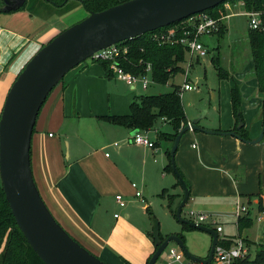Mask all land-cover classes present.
Wrapping results in <instances>:
<instances>
[{
	"label": "crops",
	"instance_id": "0c3cea01",
	"mask_svg": "<svg viewBox=\"0 0 264 264\" xmlns=\"http://www.w3.org/2000/svg\"><path fill=\"white\" fill-rule=\"evenodd\" d=\"M38 2L40 0H36L37 7H42ZM22 11L27 12L28 17L21 16ZM35 12L40 15V11ZM34 15L28 10L0 14V18L6 16L5 23L10 26L0 24V111L9 87L24 64L61 31L52 26L42 32V36L30 38L33 22L36 21ZM28 26L32 29L22 33ZM191 80L194 82L197 79ZM135 88L115 78L99 62L80 63L70 69L49 94L45 119L41 120L31 138V143L33 140L37 148L36 151L31 150V162L34 160L32 173L34 178L36 176L35 182L38 180L41 183L47 207L52 209L61 225L69 232H76L74 235L91 247L97 257H105L112 264H145L155 250L152 230L148 226L143 230L134 226L133 205H129L133 200L128 198L131 194L142 203L139 208L148 213L151 212L148 195L164 189L166 193L175 195L171 203L176 204L183 195L177 189L174 173L173 182L165 170L167 150L173 141L169 135H159V132H173L168 122L159 118L162 128L156 127L155 122L151 129L141 131L154 143L152 147H147L131 141L134 130L102 118L105 115L129 114L131 101L140 95ZM258 98V106H261L259 93ZM242 104L247 140H254L263 121L256 113L258 106L252 109L244 102ZM219 110L218 121L202 124L196 120L197 125L209 130L234 131L230 90L225 105ZM204 112L207 113L208 109ZM186 118L188 122L192 121L188 115ZM56 119L55 126L61 131L59 138L54 133H46ZM151 133L154 135H149ZM174 157L176 167L188 183L186 203L191 201L194 211L208 214L207 209H214L216 204L213 198L229 196L233 202L237 197V201L233 202L236 205L244 193L254 194L249 200L257 207L260 197L264 207V137L251 143L229 134L188 130L182 134ZM235 171L236 176L230 177L229 173ZM242 176L252 179L253 185L251 182L240 188L238 184ZM168 183L172 192L167 190ZM232 184L236 192L231 189ZM136 191H140V196L135 195ZM116 195L124 199L123 206L116 201ZM240 214L237 218L233 217L237 223V238L247 243L240 235L239 226H249L251 218H241ZM162 256L161 264H164L169 256Z\"/></svg>",
	"mask_w": 264,
	"mask_h": 264
},
{
	"label": "water",
	"instance_id": "95a60500",
	"mask_svg": "<svg viewBox=\"0 0 264 264\" xmlns=\"http://www.w3.org/2000/svg\"><path fill=\"white\" fill-rule=\"evenodd\" d=\"M6 10H16L26 0H4ZM227 0H127L88 15L63 29L43 44L24 64L9 87L0 111V181L12 215L29 245L45 264H107L74 240L57 222L42 199L33 178L30 147L37 115L53 87L73 67L93 52L134 38L189 16L213 8ZM243 123L239 121V129ZM200 130L206 133L233 135L235 131L203 129L192 120L177 132L169 149L170 164L183 190L175 209L181 223L206 232L211 237L205 257L192 254L176 234L160 237L159 223L152 217L151 236L156 249L146 264H155L170 241L186 258L209 264L218 234L215 229L181 216L189 197V187L175 164V152L183 133ZM138 130L133 131V135ZM264 135V123L256 143Z\"/></svg>",
	"mask_w": 264,
	"mask_h": 264
},
{
	"label": "rangeland",
	"instance_id": "374dc122",
	"mask_svg": "<svg viewBox=\"0 0 264 264\" xmlns=\"http://www.w3.org/2000/svg\"><path fill=\"white\" fill-rule=\"evenodd\" d=\"M226 2L230 6V8L224 6L225 15H229V16L223 18L224 29H225L223 30L224 31L223 36L219 37L215 34H211L202 37L204 47L207 50L206 55L200 57L199 60H195V58H193L192 66L189 68V73H188V81L190 83H193V81L191 80L192 78L197 79L196 80L197 88L194 90L184 91L181 94V101L185 114L188 115V117L191 118V120H200L202 124H209L213 120L218 121V118L220 116L219 108L220 106L225 105V100L226 97H228L230 87L234 86L235 84L239 86L242 92L241 111L243 110L244 107V105L242 104L243 102L247 107H251L252 109L255 108V106H258L259 98L257 92V85H256V79L252 71V60L250 56V48L247 39L248 22H247V17L241 14L242 12L245 11L244 7L242 6L243 2L241 0H233V1L228 0L225 1V3ZM28 4L29 3H27L26 6ZM38 5L39 6L41 5L42 7H37V4H35L33 7L28 8L29 9L28 11L31 12V14L33 15L35 14L34 17H36V21L33 22L34 23L33 29L32 27H29L30 26L29 25L28 26L29 29L26 28L21 31L22 33H27V30L29 32L32 29L31 34L29 36L30 38H36V37L38 38L42 36L44 34L42 32L48 30L49 28H52V26L62 31L63 29L71 26L72 24L84 19L88 15L86 9H84L82 4L77 0H69L66 3V5H64L63 7L53 6L43 0H40V2H38ZM42 8L45 9L43 10ZM35 11H40V15H38ZM20 15L21 16L23 15L24 17H28L27 12H23V11L20 12ZM0 19L2 20L0 21L1 25L8 26L5 23L6 16H2V18ZM212 57L218 58L219 65L222 68H224L226 71H228L229 76L227 78L218 77L217 71L215 69V65L211 61ZM89 62L91 61L89 59H86L81 64H85ZM181 66L184 69L187 68L185 62L181 63ZM184 81H185L184 73L177 72L173 77H171L168 80L166 84H156L155 82H152L149 84L147 88H142L140 86V83L137 82L135 91L140 95L165 93L171 91L174 86L183 84ZM4 88L5 86L2 87L3 90ZM49 94L51 95V92ZM49 94L37 115L35 130H37V128L39 127V123L41 122V120L45 119L46 116L45 104L50 98ZM257 108L258 109L256 110V113L258 115L260 114L261 106L259 105ZM207 109L208 112L205 113L204 111H206ZM221 112L224 111L221 109ZM244 120L245 119H243V122ZM56 122L57 119L51 122L50 129H46V133L47 132L54 133L56 134V137L59 138L61 131L56 128L55 126ZM155 126L162 128L163 124L160 120H157ZM149 135H154V134L151 133ZM64 147H65V143H64ZM32 149L33 151L34 150L36 151L37 149L35 148L33 140L31 143V150ZM31 165H33L32 168L34 169V160L31 162ZM168 174L170 177H172L171 179H173L174 182L175 178L173 176V173L169 172ZM236 174H237L236 171L234 173L231 172L229 173V176L233 177L236 176ZM239 177L240 175H238L237 178ZM243 177L244 176L241 177L240 179L241 181L238 184L240 188H242V186L244 185L251 184V182L253 185L252 179H250L247 176L244 178ZM130 180L132 181L133 179ZM170 183H168L167 185V187H169L167 188V190L169 192H172ZM36 185L42 199L44 200L45 204L48 205V203L45 201V193L41 188V183L38 180L36 182ZM177 185H178L177 186L178 191L183 192L181 186L179 184ZM231 189L234 192H236V189L233 184L231 186ZM160 193L161 192L158 191L157 193H153L147 196V199L150 202V211L152 212V214L148 213V211L145 209L142 210L139 208V206H141L142 203H140L137 197H133V194H131L129 197L127 196L130 200H133V202H130L129 205H133L132 209L134 211V226H136L140 230H143L142 229L143 227L145 228L148 226V229L152 230L153 221L151 217L153 215L154 216L153 218L159 223V232L162 236H165L166 234L169 235V234H174L175 232L182 231V234L185 236V240H186L185 244L189 252L200 257H205L208 253V249L211 242L210 235L206 232L197 229L184 230L182 228V224L176 219V217L171 213L169 209V206L172 210L176 209L178 203L177 204L171 203V205L168 206L169 200L167 195L161 197ZM253 196L254 194L249 195L247 193H244L240 195L238 199L239 205L244 206L246 210L244 213L241 212L240 217L251 218V224L249 226L240 224L241 225L240 235H242V237L247 240L248 243L247 245H249V254L251 255V257L254 256V253L258 249V245L260 244L261 238L264 233V212L259 210L257 205L253 204L249 200V198ZM213 199L215 200L216 203L215 207L214 209L211 208L207 209L209 213L206 215H208L211 219H214L218 224H220L223 227V231L219 233L220 236L224 235V236L237 238L239 236L237 231V223L235 218L233 220V217H236L233 211V207L235 206V203L233 202L237 201V197L236 200H234L233 202L231 200L232 198L229 196L223 198H213ZM187 208H191L192 210H195V208H193L191 205V201H189L183 207L181 216L190 221H198L196 217L189 216ZM49 210H51L52 213V209L50 207ZM118 212H119L118 214H120V211ZM112 213L113 211L109 213L110 217L112 216ZM58 222L62 224L59 220ZM198 222L202 224H206V226H209L211 228L216 227V225L212 223H206L204 221H198ZM63 228L69 232L67 228L65 227ZM69 233L76 240H78L82 244V246H84L88 251L95 254L91 247L84 244V242H81V239L76 235H74L76 234V232L70 230ZM168 246H175V243L170 241L168 243ZM164 254L167 255V251L164 250L162 255ZM162 255L156 261L155 264H161L162 257H164ZM101 258L100 259L106 262L107 264H112L110 261H107L105 257H101ZM174 264H181V263L176 262ZM209 264H213V263L211 262Z\"/></svg>",
	"mask_w": 264,
	"mask_h": 264
},
{
	"label": "trees",
	"instance_id": "16d2710c",
	"mask_svg": "<svg viewBox=\"0 0 264 264\" xmlns=\"http://www.w3.org/2000/svg\"><path fill=\"white\" fill-rule=\"evenodd\" d=\"M43 1L56 7H63L64 5H66V3L69 0H43ZM77 1H79L84 7V9H86V11L89 13L92 11L96 12L106 9L110 6L116 5L118 3L127 0H77ZM241 1L243 2V7L245 11L260 12V17L262 20V26L260 28L258 29L248 28L247 39L250 48V56L252 60V71L257 81V91L260 94V96H262L260 116L264 123V0H241ZM27 3L29 4L26 6ZM35 3L36 0H26L25 3L16 10L8 11L5 9V1L0 0V14L11 13L18 10H29L28 8L33 7ZM224 3L225 2L220 3L219 5L213 8H209L205 10L204 12L208 13L209 15L215 18L221 17L225 15ZM180 23L181 20L171 23L167 26L158 28L156 30L146 32L134 38L120 42V44H126L128 46V53L126 55V58L122 60V65L124 69L134 74H140V73L142 74L145 71L146 63H150L151 76L156 84H166L168 80L171 77H173L177 72H183L184 69L181 66V63H183L186 58L184 47L179 43L173 45H159L157 41L151 38V34L153 32L166 30L167 28L169 29L176 24L179 25ZM223 30L225 29H224V24L222 23L215 35L222 37L224 32ZM211 61L215 65V69L217 71V75L219 78H227L229 76L228 71H226L224 68H222L219 65L218 58L212 57ZM97 62H99L108 72L107 62L104 61H97ZM61 80L57 84H59ZM230 101H231L233 118L235 120V125L233 127V130L241 136L242 140H247L248 132L244 128V125L242 124L239 129L236 128V126L239 124V121L243 123V116L241 111L242 92L239 86L236 84L232 86V88L230 89ZM129 108H130L129 114L105 115L102 118L113 124L121 125L130 128L132 130H140V131L151 129L154 126L155 122L159 118H162L166 122H168L173 132L170 134H165L160 131L159 135H169V139L172 141L174 140L178 130L188 122L181 101L179 85L174 86L171 91L165 93L135 96V98L131 101ZM34 131H35V125L33 128V132ZM167 157H168V162L165 165V170L173 173L170 164L169 150H167ZM30 160H31V147H30ZM178 171L182 176V178L184 179V176L179 169ZM185 182L188 186L186 180ZM177 184H179L178 180H177ZM166 195L169 200L168 201V206H169L175 195L168 194L163 189V191L160 193V196L164 197ZM261 202L262 200L259 197L258 208L260 210H264V207L262 206ZM169 209L171 213L175 216V209L172 210L170 206ZM181 224L184 230L194 229L189 225H187L186 223H181ZM240 231H241V227L239 226V232ZM67 233L74 240H76L68 231ZM175 234L178 235L179 238H181L185 242V236L182 234V231L177 232ZM160 237L164 238L161 234ZM221 238L219 239L218 243H222L225 246H230L234 240L233 239L234 237H229V236H224L222 239ZM78 243L82 245L79 241ZM155 249H156V245H155ZM148 259L146 263L148 262ZM0 264H45L38 257V255L35 253L32 247L29 245L22 231L17 225L12 215L8 201L5 197V193L2 188L1 181H0ZM232 264H264V233L261 238V242L258 245V249L254 253L253 257H251V255L248 254L245 255L244 257L235 259L232 262Z\"/></svg>",
	"mask_w": 264,
	"mask_h": 264
},
{
	"label": "built area",
	"instance_id": "2783aa9c",
	"mask_svg": "<svg viewBox=\"0 0 264 264\" xmlns=\"http://www.w3.org/2000/svg\"><path fill=\"white\" fill-rule=\"evenodd\" d=\"M224 6L230 8L227 2L224 3ZM242 14L247 17L248 28L258 29L262 26L260 12L244 11ZM227 16L229 15H223L215 18L203 11L181 20L179 25L176 24L169 29L167 28L166 30L153 32L151 34V38L157 41L159 45H173L179 43L185 49L186 58L184 62L186 63L187 68L183 71L185 81L183 84L179 85L180 94L184 91L194 90L197 88L196 80L193 83L188 81V73L189 68L192 66V60L193 58H195V60H199L200 57L206 55L207 50L204 47L202 37L205 35L216 34L222 24V19ZM127 53L128 46L126 44H120L119 42L93 52L87 59L92 62H107L108 71L115 78L122 80L126 84L133 87H136V83L139 82L142 88H147L150 83L154 82L151 76V64L146 63L145 71L142 74H134L130 71H126L122 65V60L126 58ZM131 141L135 144L147 147H152L154 145L153 141H151L146 134L139 130L131 137ZM132 186H135V184L132 183ZM140 194V191L135 192L136 196H140ZM115 199L119 205L123 206L125 204L121 195H116ZM244 210V206L236 203L234 208L236 218L238 214ZM188 214L189 216L196 217L198 221L215 224L216 227L213 229H215L217 234L222 231V226L214 219H211L208 215L194 210H189ZM198 221L194 222L202 224ZM220 238L221 237L219 236L217 237V243L214 248L213 258L211 260L213 264H232L235 259L249 254V246L242 239L234 238L233 243L230 246H225L222 243H218ZM165 251H167L169 259H167L164 264H174L176 262L181 264H199L186 258L182 250L176 244L175 246L167 245Z\"/></svg>",
	"mask_w": 264,
	"mask_h": 264
}]
</instances>
